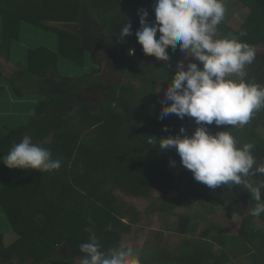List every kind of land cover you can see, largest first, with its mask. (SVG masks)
I'll use <instances>...</instances> for the list:
<instances>
[{"label":"trees","instance_id":"16d2710c","mask_svg":"<svg viewBox=\"0 0 264 264\" xmlns=\"http://www.w3.org/2000/svg\"><path fill=\"white\" fill-rule=\"evenodd\" d=\"M239 1L250 14L239 29L223 20L218 38L235 36L255 47L256 59L246 66L243 79L264 85V0ZM155 3L0 0V98L5 89L1 84L5 64L17 66L12 63V45L21 40L23 23L58 37L57 49L47 45L31 48L26 65L14 69L15 76H38L42 82L35 83L45 97L35 105L27 123L0 137V158L28 134L34 144L62 161L61 168L51 172L17 169L0 186V205L18 236L7 245L5 233L0 231V264H76V259L85 256L79 246L88 242L89 229L97 235L102 251L117 248L126 238H133L137 231L133 223L140 211L120 201L114 190L148 200L154 190L170 193L172 182L179 178L200 201L226 206L231 216L241 215L240 231L227 234L223 225L214 224L199 241L184 243V250L174 260L158 256L150 264H227L232 251L243 264H264V213L250 215L256 203L251 194L242 185L209 188L188 169L176 177L172 168L182 166L179 155L172 149L159 152L158 142L147 143L148 135L166 138L180 134L184 127V135L191 136L198 127L187 116L160 118V99L184 53L179 47L175 51L169 47L170 59L162 61L143 52L135 35L141 27L138 13L147 10L149 23H155ZM127 21L133 34L121 41L118 37ZM61 57L81 67L91 61L97 66L81 76H64ZM113 74L120 76L107 77ZM207 127L212 134L230 131L241 145L254 144L257 164H264V107L247 125L217 126L213 122ZM249 179L255 186L264 182V174ZM154 207L151 203L149 209ZM179 228L181 234L192 233L189 219H181Z\"/></svg>","mask_w":264,"mask_h":264},{"label":"clouds","instance_id":"9594fccd","mask_svg":"<svg viewBox=\"0 0 264 264\" xmlns=\"http://www.w3.org/2000/svg\"><path fill=\"white\" fill-rule=\"evenodd\" d=\"M154 11L153 24L148 21L147 10L138 13L141 27L135 35L145 55L168 61L169 47L173 51L179 47L186 59L195 58L203 67L189 62L185 70L184 61L177 62L160 113L161 119L170 114L180 119L194 118L198 125L195 132L191 136L184 135L186 130L181 127L180 134L175 136L157 138L148 135L147 143L155 145L158 142L161 153L174 150L194 179L209 188L242 185L256 202L250 215L259 217L264 213V182L254 186L249 177L264 174V164H257L254 144L241 145L230 131L212 134L207 127L213 122L217 126L247 125L255 112L264 107V85L243 79L247 76L246 66L256 59L255 47L235 36L217 38L218 25L226 12L224 0H156ZM132 34V25L127 21L118 38L123 41ZM133 52L131 50L129 54ZM233 76L241 79L234 80ZM0 162L9 169L40 172L59 170L62 166L61 159H53L52 153L34 144L28 134L20 143L14 144ZM170 163L175 165L174 160ZM88 231V242L79 246L85 254L82 264H141L132 247L120 244L102 251L95 232Z\"/></svg>","mask_w":264,"mask_h":264},{"label":"rangeland","instance_id":"374dc122","mask_svg":"<svg viewBox=\"0 0 264 264\" xmlns=\"http://www.w3.org/2000/svg\"><path fill=\"white\" fill-rule=\"evenodd\" d=\"M224 4L226 7L224 21L233 28L239 29L250 14V9L239 0H224ZM21 36V40L13 42L12 45V63L17 66L14 67L10 64L7 66L5 64V74L1 80V84L4 85L5 89L0 98V137L27 123L32 116L35 105L45 97V94L37 89L38 85L35 81L42 82L38 76L30 74V76H15L14 69L18 65H26L29 49L40 45H47L53 49L58 47V37L54 32L26 22L23 23ZM260 50L263 51L262 48ZM98 59H101V53H98ZM182 61H184L185 70H187L189 62H195L202 66V63L195 58L186 59L185 54L182 56ZM94 66L97 65L93 61L89 62L86 67H81L66 58L61 57L60 60V72L64 76H81L86 72H90ZM118 76L120 75L113 74V76L108 75L107 77L114 78ZM128 80L131 79L126 78V81ZM136 80H134V83ZM162 100L160 99V101ZM16 170L9 169L0 162V186ZM185 170L186 168L183 165L172 168L176 177ZM172 186L173 189L168 194L154 190L152 198L148 200L114 190L116 191L115 194L120 197V201L132 205L137 211H140L139 215L136 214L137 220L133 223V225L137 224L136 227L134 226L137 231H134L133 238L130 239L128 246L132 247L134 252L138 254L141 264H150L158 256L165 257L162 258L163 260H174L184 250V243L199 241L202 238V233L214 224L223 225L227 234L237 235L240 231L243 221L241 215L231 216L226 206H213L200 201L190 193L188 184L180 178L172 182ZM161 198H163L162 201ZM151 203L152 206H155L153 209H149ZM245 210H249V208ZM181 219H189L192 232L190 235L181 234L179 231ZM0 231L5 233V243L7 245L17 240L18 236L12 230L1 205ZM219 250L220 248L216 246V251L219 252ZM230 256L231 259L227 264H243L234 251L230 252ZM75 262L76 264H82L80 258L76 259Z\"/></svg>","mask_w":264,"mask_h":264},{"label":"crops","instance_id":"0c3cea01","mask_svg":"<svg viewBox=\"0 0 264 264\" xmlns=\"http://www.w3.org/2000/svg\"><path fill=\"white\" fill-rule=\"evenodd\" d=\"M126 220H127V219H126ZM17 238H18V237H17ZM130 239H131L130 237H129V238H126L123 244H125L126 246H128L129 243H130Z\"/></svg>","mask_w":264,"mask_h":264}]
</instances>
